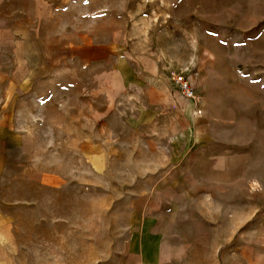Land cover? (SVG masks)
<instances>
[{"label": "rangeland", "instance_id": "374dc122", "mask_svg": "<svg viewBox=\"0 0 264 264\" xmlns=\"http://www.w3.org/2000/svg\"><path fill=\"white\" fill-rule=\"evenodd\" d=\"M0 264H264V0H0Z\"/></svg>", "mask_w": 264, "mask_h": 264}, {"label": "built area", "instance_id": "2783aa9c", "mask_svg": "<svg viewBox=\"0 0 264 264\" xmlns=\"http://www.w3.org/2000/svg\"><path fill=\"white\" fill-rule=\"evenodd\" d=\"M174 82L176 84L177 93L182 98L188 102H194L196 100V91L186 78L178 76L174 79ZM196 112L198 115L202 114V111L200 110H197Z\"/></svg>", "mask_w": 264, "mask_h": 264}]
</instances>
